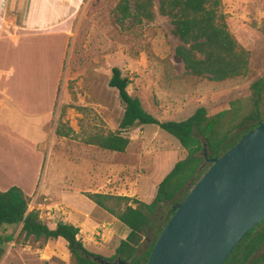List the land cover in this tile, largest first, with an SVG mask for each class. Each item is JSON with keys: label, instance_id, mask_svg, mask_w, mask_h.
Masks as SVG:
<instances>
[{"label": "rangeland", "instance_id": "1", "mask_svg": "<svg viewBox=\"0 0 264 264\" xmlns=\"http://www.w3.org/2000/svg\"><path fill=\"white\" fill-rule=\"evenodd\" d=\"M119 2L83 0L52 36L56 45L48 39L38 48L33 43L41 40L17 49L0 44V68L15 67L14 77L0 83L8 84L17 101L29 105L40 90L48 96L51 84L50 101L36 114L37 120L0 117V190L20 188L29 208L34 207L29 210L38 211L51 229L70 221L84 231L88 216L99 219L85 240V248L96 255L107 246L105 228L99 226L107 221L103 210L84 195L110 194L150 203L155 187L186 156L177 140L156 126L123 132L129 145L120 154L84 143L88 137L118 130L124 106L108 86L112 70L129 77V94L161 123L181 122L200 107L209 115L227 110L231 102L248 99L250 84L264 75V0H219L228 31L248 53V73L220 83L186 74L175 55L180 42L168 19L158 14V0L155 20L137 26L117 21ZM1 96L0 92V105ZM60 123L64 131H72L67 138L55 134ZM43 182L49 184V194H39ZM38 204L50 207L38 210ZM19 230L7 227L1 232L13 234V240L4 246L0 264H69L63 240L41 246L18 237ZM263 253L262 246L255 258Z\"/></svg>", "mask_w": 264, "mask_h": 264}, {"label": "trees", "instance_id": "2", "mask_svg": "<svg viewBox=\"0 0 264 264\" xmlns=\"http://www.w3.org/2000/svg\"><path fill=\"white\" fill-rule=\"evenodd\" d=\"M154 2L120 0L116 6L117 21L120 24L128 21L133 26L153 22L156 17ZM219 4V0H158V14L168 19L172 35L180 42L175 55L183 63L186 74L218 83L248 73V53L239 48L228 31ZM130 84L129 77L123 76L119 69L112 70L108 86L116 90L124 106L118 130L88 137L84 143L120 154L129 145L123 132L139 126H156L176 139L186 156L157 185L150 203L110 194L84 195L128 231L114 256L106 259L89 252L77 238L79 229L73 225L58 223L54 229L49 228L38 211H29L28 199L21 189L11 187L0 190V261L4 246L13 240V234L1 232L7 227H20L18 237L33 240L41 246L49 241L63 240L69 253V264H98L94 261L97 257L108 262L119 259L125 264H147L154 242L173 215L172 207L184 200L211 165L204 158V149L208 159L219 158L248 132L264 124V75L250 84L248 99L235 100L227 110L214 115H209L205 107L197 108L181 122H159L129 94ZM63 126L60 123L55 134L67 138L72 131H64ZM263 245L264 221L234 247L223 264H264V253L255 258Z\"/></svg>", "mask_w": 264, "mask_h": 264}, {"label": "water", "instance_id": "3", "mask_svg": "<svg viewBox=\"0 0 264 264\" xmlns=\"http://www.w3.org/2000/svg\"><path fill=\"white\" fill-rule=\"evenodd\" d=\"M193 185L154 242L147 264H223L264 221V124L243 136ZM63 224V223H60ZM264 248V245H263ZM98 264H125L117 259Z\"/></svg>", "mask_w": 264, "mask_h": 264}, {"label": "crops", "instance_id": "4", "mask_svg": "<svg viewBox=\"0 0 264 264\" xmlns=\"http://www.w3.org/2000/svg\"><path fill=\"white\" fill-rule=\"evenodd\" d=\"M82 3L83 0H0V44L6 42L7 45L12 46V49H17L22 45L24 46V43H29L30 41L35 42L36 40H41L40 44L32 42L33 46H41L43 43L42 40L48 39L50 45H56L55 40H53L56 37L52 36H57L58 30L62 29L64 24L77 13ZM36 47H34V49H36ZM6 66L4 70L0 68V82L3 78H6L8 81L15 75L14 65L8 64ZM49 87L51 89V84H49ZM50 89L47 91L48 96L41 95L43 91L40 90V94H36L35 98L31 99V104L24 105L10 94L8 84L0 83V92L2 94L0 117L5 114L6 117L10 116L14 119L22 116L37 120L36 114H40L48 106L50 101ZM49 193V184L43 182L40 185L39 194L45 195ZM36 207H38V210H43L50 206L48 204H38ZM70 207L73 210L72 206ZM32 208L34 207L31 206L29 209ZM102 213V219L107 222L99 226L105 228L103 235L106 237L105 242L107 246L94 253L109 259L114 256L116 248L120 241L125 239L128 231L115 218L104 211ZM88 217L89 220L85 223L86 231H83L80 229L79 225L70 221L58 223H67L77 227L79 229L77 238L80 240L84 234V238L81 239V242L85 247V240H89V238H86L88 237L87 231L92 233L100 221L99 219L91 220L90 216ZM109 249L111 250L108 251Z\"/></svg>", "mask_w": 264, "mask_h": 264}]
</instances>
